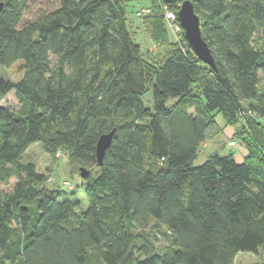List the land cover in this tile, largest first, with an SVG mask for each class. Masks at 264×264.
I'll return each instance as SVG.
<instances>
[{
  "label": "trees",
  "instance_id": "16d2710c",
  "mask_svg": "<svg viewBox=\"0 0 264 264\" xmlns=\"http://www.w3.org/2000/svg\"><path fill=\"white\" fill-rule=\"evenodd\" d=\"M191 1L215 69L167 37L178 0L141 15L158 57L133 40L126 0H51L24 23L29 0H0V65L22 71L0 76V100L20 102L0 104V264H234L239 251L264 262V0ZM218 115L247 153L194 164ZM34 142L88 169L86 209L71 183L46 185L22 160Z\"/></svg>",
  "mask_w": 264,
  "mask_h": 264
},
{
  "label": "rangeland",
  "instance_id": "374dc122",
  "mask_svg": "<svg viewBox=\"0 0 264 264\" xmlns=\"http://www.w3.org/2000/svg\"><path fill=\"white\" fill-rule=\"evenodd\" d=\"M178 1L179 3L181 2V0ZM52 3L53 2H51V0H29V4H27V9L25 10L22 18V23L36 18L40 12L52 6ZM149 4L150 0H126L128 25L133 40L140 44L145 54L151 55V57H158L164 52L163 44L161 45L160 42L153 39L149 26H147V23L143 21L144 18H141V16L136 14V10L141 8L139 14L144 15V9L142 8L147 7ZM182 35L183 29L181 26L174 20H167V37L172 41H177ZM20 62V60H17L9 66L0 65V76L12 81L18 80L22 76V71L19 69ZM260 85L264 86L263 75L260 76ZM142 101L145 106H152L150 91H147L145 94H143ZM0 104L14 110L20 106V102L13 91H10L2 100H0ZM247 115L254 116L252 112H248ZM216 120L217 125L213 127L208 133L205 139L206 143L202 144L197 157L194 159V164L202 163L214 150H216L219 154L234 152V156L237 161H242L243 159H240L239 156H237V153L243 152L244 155L247 153L244 146L240 144L238 140H236V142L233 139L232 135L235 127L233 125H225L221 116L219 115ZM231 141L235 142L234 146L229 144ZM28 159L35 161L37 170L45 174L47 178L44 183L46 185L52 186L54 184L60 183V181L63 182L64 180L65 182L63 183H71L72 185L70 187H73L74 194L79 199L81 208H87L88 201L83 187L81 186V180L78 177L77 172H79V170H77V165L70 164L68 156L63 151H57L51 156L44 151L40 142H34L28 146L22 155V160ZM153 236L156 244L159 246L167 245L166 239L161 233H153ZM257 259H259V257L251 252L239 251L235 255L233 263L254 264Z\"/></svg>",
  "mask_w": 264,
  "mask_h": 264
},
{
  "label": "water",
  "instance_id": "95a60500",
  "mask_svg": "<svg viewBox=\"0 0 264 264\" xmlns=\"http://www.w3.org/2000/svg\"><path fill=\"white\" fill-rule=\"evenodd\" d=\"M163 1L166 3H172L176 0ZM1 6L2 2H0V8ZM177 20L183 29V36L187 46L198 59L215 69L216 66L211 50L205 39L202 37L200 17L195 12L194 5L191 0H181L177 10ZM114 132L115 128L100 134L97 139L95 154L98 165H101L102 163L104 152L110 145ZM88 173L89 171L86 167H79V174L81 177L87 176Z\"/></svg>",
  "mask_w": 264,
  "mask_h": 264
},
{
  "label": "built area",
  "instance_id": "2783aa9c",
  "mask_svg": "<svg viewBox=\"0 0 264 264\" xmlns=\"http://www.w3.org/2000/svg\"><path fill=\"white\" fill-rule=\"evenodd\" d=\"M150 12V9H149V7L148 8H144V14L145 13H149ZM165 18H166V20H169V21H173V20H175V13L173 12V11H171V10H165ZM229 144L230 145H235V142L234 141H231V142H229Z\"/></svg>",
  "mask_w": 264,
  "mask_h": 264
},
{
  "label": "crops",
  "instance_id": "0c3cea01",
  "mask_svg": "<svg viewBox=\"0 0 264 264\" xmlns=\"http://www.w3.org/2000/svg\"><path fill=\"white\" fill-rule=\"evenodd\" d=\"M147 7H148V6H147ZM143 8H144V7H143ZM143 8H142V9H143ZM140 10H141V8H140V9H138V10H136V14H137L138 16H141V15L139 14V13H140ZM205 141H206V140H205ZM205 141H204V143H203V144H205V143H206ZM243 155H244V153H243V152H239V153H237V156H239V158H240V159H242V158H243ZM258 260H259V259H257V261H258ZM257 261H256V262H257ZM256 262H255V263H256ZM255 263H254V264H255ZM262 264H264V262H263Z\"/></svg>",
  "mask_w": 264,
  "mask_h": 264
},
{
  "label": "bare ground",
  "instance_id": "6f19581e",
  "mask_svg": "<svg viewBox=\"0 0 264 264\" xmlns=\"http://www.w3.org/2000/svg\"><path fill=\"white\" fill-rule=\"evenodd\" d=\"M145 8H148V7H145ZM145 14H147V13H145Z\"/></svg>",
  "mask_w": 264,
  "mask_h": 264
}]
</instances>
